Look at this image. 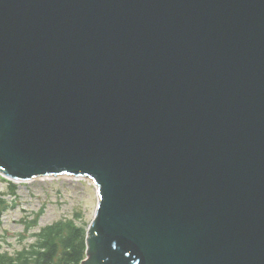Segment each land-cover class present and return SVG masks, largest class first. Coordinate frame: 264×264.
<instances>
[{"label": "water", "instance_id": "obj_1", "mask_svg": "<svg viewBox=\"0 0 264 264\" xmlns=\"http://www.w3.org/2000/svg\"><path fill=\"white\" fill-rule=\"evenodd\" d=\"M0 174L94 181L81 264H264V0H0Z\"/></svg>", "mask_w": 264, "mask_h": 264}, {"label": "rangeland", "instance_id": "obj_2", "mask_svg": "<svg viewBox=\"0 0 264 264\" xmlns=\"http://www.w3.org/2000/svg\"><path fill=\"white\" fill-rule=\"evenodd\" d=\"M15 184L16 196H11L8 183L0 177V198L6 200L9 209L4 212L0 224V253L16 259L22 248L34 242L31 231L60 218L83 214L85 222H90L97 205V192L86 180H76L67 175L46 176ZM42 211L37 227L24 228V223L34 212Z\"/></svg>", "mask_w": 264, "mask_h": 264}, {"label": "trees", "instance_id": "obj_3", "mask_svg": "<svg viewBox=\"0 0 264 264\" xmlns=\"http://www.w3.org/2000/svg\"><path fill=\"white\" fill-rule=\"evenodd\" d=\"M1 180L7 181L4 178ZM7 182V193L15 196V185ZM7 209L6 200L0 198V223ZM41 212L35 213L32 219L24 223L26 231L37 225ZM87 225L81 212H76L74 217L60 218L44 225L31 233L33 244L19 250L15 260L4 252L0 253V264H80L86 256Z\"/></svg>", "mask_w": 264, "mask_h": 264}]
</instances>
